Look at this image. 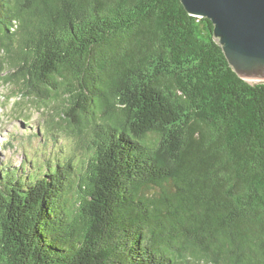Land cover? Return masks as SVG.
I'll use <instances>...</instances> for the list:
<instances>
[{
  "label": "trees",
  "instance_id": "16d2710c",
  "mask_svg": "<svg viewBox=\"0 0 264 264\" xmlns=\"http://www.w3.org/2000/svg\"><path fill=\"white\" fill-rule=\"evenodd\" d=\"M0 84L48 149L72 142L1 166L0 264H264V84L210 20L180 0H0Z\"/></svg>",
  "mask_w": 264,
  "mask_h": 264
},
{
  "label": "water",
  "instance_id": "95a60500",
  "mask_svg": "<svg viewBox=\"0 0 264 264\" xmlns=\"http://www.w3.org/2000/svg\"><path fill=\"white\" fill-rule=\"evenodd\" d=\"M193 17L213 24V37L241 79L264 84V0H180Z\"/></svg>",
  "mask_w": 264,
  "mask_h": 264
},
{
  "label": "rangeland",
  "instance_id": "374dc122",
  "mask_svg": "<svg viewBox=\"0 0 264 264\" xmlns=\"http://www.w3.org/2000/svg\"><path fill=\"white\" fill-rule=\"evenodd\" d=\"M10 94V86L0 84V168L5 164L11 167L20 168L21 166L26 168V173L32 172V166L29 164L31 161L40 160L42 153L43 158L47 156V153L55 154L56 149L60 144H67L70 148L72 142L69 140L59 139V143L53 146L49 143L48 149L45 145V136L41 129L43 125V114L37 110L27 111L31 114V118L28 122H23L22 119H18V112H14V101L18 99L12 98L9 102L6 99ZM37 132L38 136H32ZM24 134V136H21ZM30 135V136H29ZM46 149V150H45ZM31 160V161H30ZM28 164H25V163Z\"/></svg>",
  "mask_w": 264,
  "mask_h": 264
}]
</instances>
